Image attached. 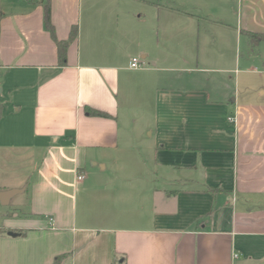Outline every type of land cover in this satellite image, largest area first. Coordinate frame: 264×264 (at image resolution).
Returning <instances> with one entry per match:
<instances>
[{
	"label": "crops",
	"instance_id": "0c3cea01",
	"mask_svg": "<svg viewBox=\"0 0 264 264\" xmlns=\"http://www.w3.org/2000/svg\"><path fill=\"white\" fill-rule=\"evenodd\" d=\"M46 1L0 0V147L29 168L3 187L30 194L0 264H264V0H217L218 89L162 0H51L59 41L79 27L65 66Z\"/></svg>",
	"mask_w": 264,
	"mask_h": 264
},
{
	"label": "rangeland",
	"instance_id": "374dc122",
	"mask_svg": "<svg viewBox=\"0 0 264 264\" xmlns=\"http://www.w3.org/2000/svg\"><path fill=\"white\" fill-rule=\"evenodd\" d=\"M162 1L165 5L172 7L174 10V14L170 15L174 20V22H172L174 23L172 24V28L177 27L180 30L187 29L183 30L186 33L183 39L186 41L187 45L186 51L183 53L188 59H192L194 62L197 60L200 62V67L204 68L205 72L215 78V82L213 81V83L210 84V88L218 89L216 81L218 77L222 75V70L224 68L231 69L235 66L236 44L232 39L231 28L226 27L225 22L216 15L218 14L217 0ZM136 6L138 9H142L146 23H149L151 26L155 23L157 25L158 18L160 17L161 26L164 27L166 25L163 19V17L168 14L166 11H163L161 15L158 16L157 7H154V10L151 6L141 5L140 3H137ZM179 41H181L180 37ZM181 51L182 47L180 45L174 47V53H181ZM248 51V49L246 50V48L241 46L239 54H242L248 59L250 57ZM255 53L256 55L252 56V58L256 60L258 65L260 64V54L263 53L261 47L255 50ZM223 58H226V64L220 62ZM252 58L249 60H253ZM257 67H259V70L263 69L262 65H258ZM234 97L233 95L231 100L234 99ZM146 136L148 137V134ZM9 154V152H4L0 147V192L4 189H7V191L16 189L12 187L4 188L3 185L8 183V181L11 182L20 178L29 171L27 163H24L16 157H9ZM29 197V193H21L17 194L7 206L2 205L0 202L1 229L13 225L28 214ZM15 213H19L21 219L14 217L13 214Z\"/></svg>",
	"mask_w": 264,
	"mask_h": 264
},
{
	"label": "trees",
	"instance_id": "16d2710c",
	"mask_svg": "<svg viewBox=\"0 0 264 264\" xmlns=\"http://www.w3.org/2000/svg\"><path fill=\"white\" fill-rule=\"evenodd\" d=\"M51 0L46 1L45 5V17H44V23L46 29L49 31L51 34L52 38L56 41L57 47H58V59H59V65L60 66H65L67 65V54H68V49L69 45L72 41L76 40L79 35V27L77 25L72 27L71 33H70V39L68 41H59L56 36V30L55 26L52 23V17H51ZM245 33V32H244ZM249 37H252L253 40H256L257 42L264 41V34H254L251 32H246ZM86 113L89 116H94V117H102V118H108L110 117L108 114L103 113L101 111L87 108ZM2 119V109L0 108V121ZM61 259L58 258L54 264H58Z\"/></svg>",
	"mask_w": 264,
	"mask_h": 264
},
{
	"label": "water",
	"instance_id": "95a60500",
	"mask_svg": "<svg viewBox=\"0 0 264 264\" xmlns=\"http://www.w3.org/2000/svg\"><path fill=\"white\" fill-rule=\"evenodd\" d=\"M24 189H12L8 191H2L0 192V202L2 205L7 206L11 203V200L17 195L23 193ZM9 236L12 237H17L20 234L14 233V232H9Z\"/></svg>",
	"mask_w": 264,
	"mask_h": 264
},
{
	"label": "built area",
	"instance_id": "2783aa9c",
	"mask_svg": "<svg viewBox=\"0 0 264 264\" xmlns=\"http://www.w3.org/2000/svg\"><path fill=\"white\" fill-rule=\"evenodd\" d=\"M131 68L134 70L142 69L140 58L135 57L132 59ZM231 121H233V119H231ZM83 179H85V176L83 174L79 173L78 174V180H83ZM235 257H237V256H235Z\"/></svg>",
	"mask_w": 264,
	"mask_h": 264
}]
</instances>
